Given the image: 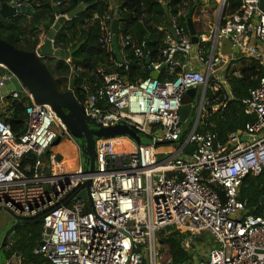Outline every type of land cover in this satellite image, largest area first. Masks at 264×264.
Here are the masks:
<instances>
[{
	"label": "built area",
	"instance_id": "obj_1",
	"mask_svg": "<svg viewBox=\"0 0 264 264\" xmlns=\"http://www.w3.org/2000/svg\"><path fill=\"white\" fill-rule=\"evenodd\" d=\"M238 1L241 7L234 13L226 2L222 23L208 40L200 36L198 45L181 16L171 18L174 33H166L158 60L136 43L127 51L132 38L126 36L119 48L122 62L112 58L109 74L102 66L95 72L96 82L82 85L86 99L77 100L91 128L127 124L142 140L133 147L125 137L98 140L94 172L85 145L50 106L35 104L27 89L11 92L13 101L28 100L26 131L17 138L0 120V212L16 223L43 221L44 244L40 242L35 255L52 264H173L165 259L166 249L157 247L159 233L172 228L184 234L181 246L193 255L199 235H210L215 246L208 248L201 264H264V212L250 214L248 202L241 199L246 180L264 172V11L261 0ZM9 4L20 8L24 0ZM55 6H62L61 1ZM112 18L110 13L93 17L101 26L99 44L109 54H114ZM224 39L237 46L242 57L259 62L263 74L244 101L245 114L254 120L222 143L212 119L233 99L221 70L236 56L221 54ZM208 42L210 54L203 49ZM132 60L148 73L146 78L130 81L123 76ZM0 69L1 90L14 75L5 66ZM192 89L202 99L194 126L184 130L189 117L180 124V110ZM62 134L76 146L73 167L48 153ZM184 134V143L159 161L164 155L159 145L179 143ZM187 146L193 147L188 153ZM29 158L33 163L25 166ZM49 163L60 170L49 173ZM86 181L91 183L88 199L79 200ZM3 248L10 254L6 264H36L26 262L15 242Z\"/></svg>",
	"mask_w": 264,
	"mask_h": 264
},
{
	"label": "trees",
	"instance_id": "obj_2",
	"mask_svg": "<svg viewBox=\"0 0 264 264\" xmlns=\"http://www.w3.org/2000/svg\"><path fill=\"white\" fill-rule=\"evenodd\" d=\"M61 1L62 6L55 4ZM111 0H32L31 7L34 14L32 16L21 15L2 19L0 21V38L18 49L34 52L40 44L41 30L48 34L59 15H67L80 5L85 7V11L78 17L67 22L59 31L55 38L54 47L61 51H70L84 41V45L71 58L70 62L49 58L43 59L48 70L54 78L55 86L60 92L68 90L71 79L75 78L74 93L80 102L86 99V93L82 90L84 83H94L97 81L95 72L100 67L105 68L109 74L112 66L111 59L114 54L107 53L99 44L102 33L99 21L93 20L94 15L105 16L110 13L112 26L117 20L116 36L119 48L122 47V40L126 36H131L126 50L131 51V46L137 43L138 47H145L150 50L154 60H158L159 52L164 48V35L157 31L158 26L170 25L167 14L179 17L183 11L195 8L192 15L195 30L199 36L205 35L208 31L207 24L212 19V13L218 7L214 0H126L118 3L116 9L109 11ZM222 1V0H220ZM11 0H0V7ZM199 3H201L199 5ZM231 12L238 11L241 2L229 0ZM207 11V13H205ZM183 25H187V16L180 17ZM50 62H56L54 67ZM237 66V65H236ZM109 68V69H108ZM239 73L240 76H236ZM3 71L0 69V75ZM130 81H135L138 77L146 78L148 73L143 71L135 60L131 62V69L128 73L123 72ZM263 74V69L259 62L246 57L238 60L237 69H233L227 75L233 99L226 100V106L222 114L213 117L212 122L217 126L219 140L222 143L227 141L228 134L244 127L254 119L245 115L244 101L248 97L249 89L257 85L258 78ZM27 99L13 101L11 97L5 98L0 104V120L9 124L17 138L26 131V106ZM216 131V130H215ZM186 139L184 134L179 142L183 144ZM143 142H146L143 140ZM85 145V142H81ZM193 147H186V153ZM31 158L24 163L25 166L32 164ZM241 199L248 202L250 214L261 215L264 212V172L258 178L249 177L242 189ZM20 230V238L16 241V249L21 251L27 263L52 264L44 256L35 255L34 251L40 245L44 231L43 221H25ZM20 227L18 226L17 229ZM162 244L164 243L166 254L165 259L171 258L173 264L190 263L192 253L185 251L181 242L184 234L169 228L159 233ZM197 254V252L195 253ZM194 254V255H195ZM9 256V254H8ZM192 262V261H191Z\"/></svg>",
	"mask_w": 264,
	"mask_h": 264
},
{
	"label": "water",
	"instance_id": "obj_3",
	"mask_svg": "<svg viewBox=\"0 0 264 264\" xmlns=\"http://www.w3.org/2000/svg\"><path fill=\"white\" fill-rule=\"evenodd\" d=\"M225 0L221 1L223 6ZM32 0H24V4L20 8H14L9 3H4L0 7V21L2 19H8L11 17L27 15L32 16L34 14L31 7ZM201 3H199L200 5ZM261 8L264 11V0H261ZM85 11V7L80 5L75 10L67 15H59L46 36V39L41 43L34 52L24 51L16 48L8 42L0 38V65L5 66L14 75L11 79L4 81V87L0 90V104L2 99L10 97L11 92H20L22 89H27L35 104L43 106H50L56 117L66 127L70 134L81 141L85 142V152L89 161L90 172L95 171V160H96V142L100 139H113L117 137H129L137 144H141L142 140L140 135L127 124H118L113 127H103L100 129H93L87 122L85 111L78 102L74 94V83L75 78L71 79L68 90L66 92H60L57 90L54 82V78L48 70L46 64L43 62L45 58H54L63 61L70 60L84 45V41L79 43L77 47L70 51H61L55 49L54 42L57 34L61 28L69 21L78 17ZM195 8H192L188 13V28L190 35L192 36L193 44L198 45L201 41V37L197 34L192 15ZM168 21L170 20L167 14ZM220 23H218L217 28ZM113 37V49L114 55L118 62H122L121 52L119 50V44L117 41V20L112 23ZM169 31L174 33L172 26H169ZM221 54L222 55H237L239 54V48L233 47L229 39L221 41ZM165 66L162 67L164 69ZM152 70V68H151ZM152 77L154 79L159 78L158 72L152 70ZM196 90H190L187 92L192 95ZM186 94V95H187ZM185 95V96H186ZM194 99V98H192ZM192 105L184 103L180 110V124H183L189 117ZM63 134L60 135L53 143V146L60 144L63 138ZM61 156L58 155V159ZM90 181H86L83 185L82 192L78 195L77 199L87 200L88 189L90 187ZM22 222H17L8 231L7 236L14 235L15 230ZM47 234H50V230H46ZM44 242H41L43 245Z\"/></svg>",
	"mask_w": 264,
	"mask_h": 264
},
{
	"label": "rangeland",
	"instance_id": "obj_4",
	"mask_svg": "<svg viewBox=\"0 0 264 264\" xmlns=\"http://www.w3.org/2000/svg\"><path fill=\"white\" fill-rule=\"evenodd\" d=\"M45 60L48 61L49 58H45ZM50 64L52 65V67H54L56 62H52V63L50 62ZM201 99H202V94L199 91L195 92L193 95L192 93L190 95L188 93L184 97L183 103H186V104L190 103L193 105L192 110L190 112V116H189V123L183 125L184 130H187L189 127L194 126L196 118H197V108L200 105ZM125 138L129 142L131 147H133L134 141L127 136ZM81 141L84 142V140H81ZM174 147H179V143L159 145L158 151L160 153H164V155H162V157H159L158 160L161 161L164 158H166L168 156V151L172 150ZM52 152L55 154H63L65 157H68L70 158V160H73L74 164H76L77 162L76 146L74 142L66 136H63L62 141L60 142L59 145L51 146V148L48 150V153H52ZM49 166L51 167V170L49 171V173L60 170L59 167H55L50 163H49ZM15 223L16 221L9 214L5 212H0V264H6L9 258L8 253L5 251L4 248H2L5 242L6 243L15 242L16 243V241L20 238L19 232L22 229L24 224L19 225L20 228L15 230L14 235L7 236L8 231L14 226ZM214 246L215 244L212 243L210 235H208L207 233L200 234L196 242V246H195L196 247L195 251L197 252V254L192 255V259L189 262L193 261L194 264H201V262L205 259L208 247L212 248ZM157 247H158V250H160L161 252L163 250V247L165 248L164 243L162 244L158 236H157Z\"/></svg>",
	"mask_w": 264,
	"mask_h": 264
},
{
	"label": "crops",
	"instance_id": "obj_5",
	"mask_svg": "<svg viewBox=\"0 0 264 264\" xmlns=\"http://www.w3.org/2000/svg\"><path fill=\"white\" fill-rule=\"evenodd\" d=\"M216 3H218V7L216 8V10L212 13V19L209 21V23L207 24L208 26H207V29H208V31H207V33L205 34V35H201V36H204V39H209L210 38V36L212 35V33H214V31L216 30V28H217V25H218V23H222V19H223V16H224V13L226 12V2H229V0H225V2H224V4H223V6H221V1L220 0H214ZM220 1V2H219ZM223 1V0H222ZM118 3L119 2H117V1H114V0H111L110 1V4H109V11H112L113 9H116V6L118 5ZM186 13V16H187V27H188V11L186 10V11H183V14H185ZM205 13H207V11L205 12ZM182 16V15H181ZM170 17V19H171V16H169ZM167 20H168V18H167ZM170 21V20H169ZM194 23V22H193ZM169 26L170 25H161V26H158V28H157V31L159 32V33H162L163 35H164V44H165V37H166V33L167 32H169V33H171L170 31H169ZM189 29V28H188ZM42 32H41V35H40V44L41 43H43L44 41H45V39H46V36H47V34L45 33V31H44V29H42L41 30ZM39 44V45H40ZM137 44V43H136ZM211 46H212V44L210 43V42H208V43H206L205 45H204V47H203V49H204V51L206 52V53H209L210 54V50H211ZM240 54H237L236 56H235V59L233 58V57H229V60H230V62L228 63V64H226V66L223 68V71L221 70V73H223L224 72V75L227 77V75L230 73V71L231 70H233V69H237V67H238V60L242 57V55H240ZM237 65V66H236ZM237 76V75H236ZM240 76V75H239ZM238 76V77H239ZM246 115V114H245ZM216 116V115H215ZM249 118H251L250 116H248ZM216 133L218 134V132H217V128H216ZM230 134V133H229ZM228 134V135H229ZM218 137H219V135H218ZM227 139H228V137H227ZM53 153V152H52ZM55 154V153H54ZM56 155H60L61 156V158L59 159L60 161H63L67 166H71V167H73L75 164H74V161L73 160H70V158H68V157H65L63 154H56ZM47 158V157H46ZM73 161V162H72ZM263 202V204H264V199L262 200ZM249 212H250V210H249ZM211 241H212V239H211ZM6 243V242H5ZM212 243H214L213 241H212ZM5 245V244H4ZM3 245V246H4ZM3 248V247H2ZM209 248V247H208ZM8 253V252H7ZM9 254V253H8ZM9 257H10V254H9Z\"/></svg>",
	"mask_w": 264,
	"mask_h": 264
}]
</instances>
